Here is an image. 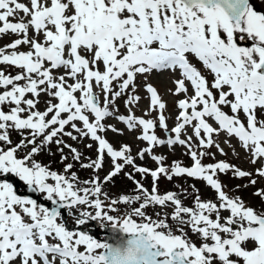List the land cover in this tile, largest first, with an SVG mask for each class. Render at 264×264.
<instances>
[{
	"label": "snow or ice",
	"instance_id": "1",
	"mask_svg": "<svg viewBox=\"0 0 264 264\" xmlns=\"http://www.w3.org/2000/svg\"><path fill=\"white\" fill-rule=\"evenodd\" d=\"M5 37L0 264H264V208L230 195L220 178L247 179L237 191L264 179V0H0ZM161 71L175 76L168 89L177 98L172 126L167 102L149 82ZM140 88L148 107L138 116ZM109 119L138 130L135 139L145 146L133 154L131 144L111 142L109 132L123 131ZM68 140L90 141L83 146L95 145V158ZM52 144L62 162L71 157L94 176L81 181L71 162L63 174L38 162ZM222 145L239 156L238 145L252 170L216 160L211 150L226 156ZM176 146L190 165L156 153ZM146 157L155 168L137 163ZM121 174L133 194L112 198L104 186ZM9 175L52 207L19 195ZM176 177L204 182L214 199H202L195 185L190 205L175 191L162 193L161 178ZM254 195L264 200V188ZM75 208L70 229L61 210L71 217ZM89 221L107 222L119 238L100 240L80 229Z\"/></svg>",
	"mask_w": 264,
	"mask_h": 264
},
{
	"label": "rangeland",
	"instance_id": "2",
	"mask_svg": "<svg viewBox=\"0 0 264 264\" xmlns=\"http://www.w3.org/2000/svg\"><path fill=\"white\" fill-rule=\"evenodd\" d=\"M259 1V0H258ZM9 40V37H5L3 40H0V45L7 43ZM14 71V70H13ZM175 78V76L169 72V71H161V72H154L149 77V82L152 83L159 91L160 95L163 97V99L168 104V112L166 113L169 116V125L172 126L174 123V114H175V107L174 102L177 99L176 97H173L168 89L172 87L171 81ZM143 82V78L141 77L138 80V84ZM139 94L142 96V99L139 103V106L134 109L135 114L140 116L143 114V111L147 109L148 107V98L147 95L144 93L143 88L139 89ZM119 108L121 114H127V109L124 107L123 100H120L119 102ZM43 98L42 102L40 104V108L43 109ZM108 123L114 124L116 127L120 128L123 131V135H116L111 132L108 133V139L113 142L114 144H119L121 142L123 143H129L132 145L133 148V154H135L138 147H144V143L141 141H138L135 139L136 135L138 134V130L136 132H129L126 129V126L119 123L118 121H115L113 119H109ZM157 134L160 135L162 138L164 137L163 130L157 129ZM12 139L14 142H17L20 139V136L18 133L13 132L12 133ZM220 140H223L224 137H220ZM90 141H84L83 143H89ZM68 143L73 144V146H76L80 148L81 151L85 153L87 157L95 158V145H93V149L89 150L84 148L83 143L77 144V142H73L71 140H68ZM233 145H236V141H232ZM225 148V152L227 153L226 156L220 155L219 152L216 151L215 148H213L211 151L216 153V160H226L232 164H235L236 166L245 169V170H252L254 167L248 162L247 154L239 148V146H236V152L239 153V156L234 155L232 149H230L227 145H222ZM68 153V150L65 149V154ZM156 153L160 155H164L167 157L168 162L170 163L172 160H181L184 164L190 165L191 160L188 156L184 155V149L176 146L175 151L167 148V147H159L156 149ZM20 155H23V152L20 153ZM60 152L57 150V146L55 144H52L50 146V150L48 147L45 148V150L39 154L36 155L35 159L40 162L42 165L50 166L51 170L57 171L61 174H63L64 165L67 162L73 163V169H71V172H75L79 179L81 181L90 179L94 176V172L91 169H84L80 166L79 162H74L71 160V157H69V160L66 162H62L60 159ZM205 163L213 162L210 158H205ZM138 164H143L145 166L155 168V163L151 161L150 158L146 157L144 161H137ZM108 170V165L106 164L105 169L99 173L101 177L105 175V173ZM130 170V169H127ZM10 178H16L11 175H9ZM137 179H141L139 175L136 177ZM221 180L228 186L229 189H232L229 194L230 195H239L241 196L245 202H247L249 205L261 209L264 208V200H261L260 198L256 197L254 195V192L257 189L264 188V179L257 178V184L255 186H248V187H241L238 191L236 190L237 185H246L248 184L247 179H237L232 177L231 173L228 175H221ZM18 179V178H16ZM145 184V187L151 186V177H148L146 180L143 181ZM23 184V182H22ZM24 185V184H23ZM192 185H195L196 189H199V195L202 199H214L215 193L208 188L204 182L193 180L191 178L187 177H176L173 178L172 181H168L165 178H161L159 181V187L160 191L163 193L164 191H175L178 194H181V198L184 199L186 204H191L192 198L194 195H196V192L191 187ZM134 185L131 181L127 180L126 177H124L122 174L120 176H117L114 178L113 183L107 184L104 186V191L108 192L109 195L112 198H116L117 196L121 194H133ZM187 190V191H185ZM43 197V194H40ZM121 211H124V206H120ZM74 215L69 217V214H67L64 219L68 221L67 226L70 229L75 228L74 220L77 215H79L80 208H75L71 210ZM151 209L149 212L151 213ZM98 222L99 226L97 229L94 228V223ZM102 224L105 226L110 225L107 224V222H101V221H89L84 226H79L80 229L87 231L89 234H92L95 238L101 239L103 238L100 234L95 232L101 231ZM92 232V233H91Z\"/></svg>",
	"mask_w": 264,
	"mask_h": 264
},
{
	"label": "water",
	"instance_id": "3",
	"mask_svg": "<svg viewBox=\"0 0 264 264\" xmlns=\"http://www.w3.org/2000/svg\"><path fill=\"white\" fill-rule=\"evenodd\" d=\"M7 179L11 183H13V185H14V187H15V189H16V191H17V193L19 195L29 196L32 199H36L39 204H42V205H44L46 207H52L50 201L45 200L44 197H41L39 193L30 191L26 185L25 186L22 185V183H21V181L19 179L10 178L9 176L7 177ZM61 211H62L63 218L66 217L67 214H68L67 209H63ZM98 226H99L98 222L94 223V228L95 229H97ZM99 234L104 236V239H101V240L107 239L109 242H113L114 240L118 239L119 235H120V234L114 233L112 231L111 225L104 226L102 231Z\"/></svg>",
	"mask_w": 264,
	"mask_h": 264
},
{
	"label": "flooded vegetation",
	"instance_id": "4",
	"mask_svg": "<svg viewBox=\"0 0 264 264\" xmlns=\"http://www.w3.org/2000/svg\"><path fill=\"white\" fill-rule=\"evenodd\" d=\"M255 2H257V3H258L259 1H258V0H255Z\"/></svg>",
	"mask_w": 264,
	"mask_h": 264
}]
</instances>
